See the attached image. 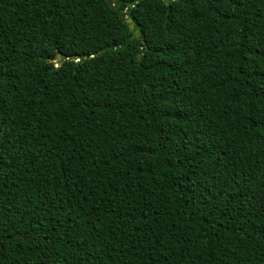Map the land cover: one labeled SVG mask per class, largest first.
<instances>
[{"label": "trees", "instance_id": "obj_1", "mask_svg": "<svg viewBox=\"0 0 264 264\" xmlns=\"http://www.w3.org/2000/svg\"><path fill=\"white\" fill-rule=\"evenodd\" d=\"M113 2L0 0V264H264V0Z\"/></svg>", "mask_w": 264, "mask_h": 264}, {"label": "water", "instance_id": "obj_2", "mask_svg": "<svg viewBox=\"0 0 264 264\" xmlns=\"http://www.w3.org/2000/svg\"><path fill=\"white\" fill-rule=\"evenodd\" d=\"M107 3H108V5L111 6V7L114 6L115 8H118V2H115V3H114L113 0H107ZM127 11H128V10H127ZM127 15H128V13H127V12H124V13L121 14V17L125 19V18L127 17ZM126 22L130 24L129 27L132 29V28H133V25H132V23H131L132 20H131L130 18H128V19H126Z\"/></svg>", "mask_w": 264, "mask_h": 264}, {"label": "snow or ice", "instance_id": "obj_3", "mask_svg": "<svg viewBox=\"0 0 264 264\" xmlns=\"http://www.w3.org/2000/svg\"><path fill=\"white\" fill-rule=\"evenodd\" d=\"M236 2L238 3V2H239V0H236Z\"/></svg>", "mask_w": 264, "mask_h": 264}]
</instances>
